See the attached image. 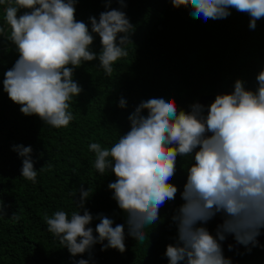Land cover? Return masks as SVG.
I'll return each instance as SVG.
<instances>
[{
    "label": "clouds",
    "instance_id": "clouds-1",
    "mask_svg": "<svg viewBox=\"0 0 264 264\" xmlns=\"http://www.w3.org/2000/svg\"><path fill=\"white\" fill-rule=\"evenodd\" d=\"M115 2L119 9L110 8L113 0H102L105 10L98 17L90 15L86 23L76 18L79 0H0L4 6L0 44L11 45L17 54L3 72L2 91L22 115L36 116L51 128L67 127L74 119L70 104L83 91L73 79L75 70L96 60L105 76H112L113 65L129 55L134 32L123 11L127 0ZM170 3L173 8H189L192 18L204 22L226 19L232 9L249 17L251 30L264 19V0ZM96 37L99 52L91 50ZM255 85L248 89L236 79L230 93L203 96L205 105L200 99L187 111L178 110L167 96L142 100L127 117L129 130L110 148L90 143L96 173L111 172L115 177L107 189L124 214V223L103 213L93 216L85 207L92 190L81 185L77 210L70 217L63 210L43 217L47 231L71 257L88 254V259H73V264H90L95 245L101 251L124 253L126 231L144 244L145 229L161 222L160 209L177 194L182 202L170 216L176 235L165 248L168 264H232L222 247L228 236L247 253L264 247L258 241L264 230V67L255 75ZM118 107H127L123 97ZM10 150L21 158L20 176L35 184L32 147L14 144ZM178 157L190 158L186 168L181 166L182 188L171 183ZM216 217L220 222L213 234L206 225ZM93 220L99 221L94 228ZM228 248L231 251L232 245Z\"/></svg>",
    "mask_w": 264,
    "mask_h": 264
},
{
    "label": "trees",
    "instance_id": "trees-1",
    "mask_svg": "<svg viewBox=\"0 0 264 264\" xmlns=\"http://www.w3.org/2000/svg\"><path fill=\"white\" fill-rule=\"evenodd\" d=\"M110 8L119 9V4L113 0ZM104 10L102 0H79L76 18L87 23L90 15L98 17ZM123 11L134 25L129 55L113 65L111 77L97 67L96 60L75 70L73 79L83 91L70 104L74 119L67 127L55 129L36 116L26 117L8 99L2 91L3 72L17 54L11 45L0 44V207L4 213L0 216V264H73V259H88V254L71 257L43 220L45 214L51 216L57 210L70 217L77 210L75 199L81 185L92 190L85 207L93 216L103 213L115 223H124V214L107 189L115 177L111 172L96 173L95 155L88 145L96 142L110 148L116 143L129 130L127 117L140 101L167 96L178 110L187 111L203 96L230 93L236 79L243 80L248 89L256 86L255 75L264 67V19L251 30L249 17L232 9L226 19L204 22L192 18L189 8H173L170 0H127ZM91 50L99 52V37ZM121 97L127 101L124 109L118 107ZM14 144L32 147L35 184L20 176L21 158L10 150ZM189 162V157L177 158L171 183L178 188L185 181L182 167ZM181 202L177 194L175 201L160 209L161 222L145 229L144 244L128 237L126 231L124 253L101 251L95 245L90 264H168L165 248L176 235L170 216ZM13 214L19 219H13ZM98 222L93 220L90 226ZM206 227L214 234V220ZM223 250L232 264H264V247L250 253Z\"/></svg>",
    "mask_w": 264,
    "mask_h": 264
},
{
    "label": "water",
    "instance_id": "water-1",
    "mask_svg": "<svg viewBox=\"0 0 264 264\" xmlns=\"http://www.w3.org/2000/svg\"><path fill=\"white\" fill-rule=\"evenodd\" d=\"M214 99V97H211V100ZM199 103L201 104H204L205 105V102H204V98H201V100L199 101ZM215 225H214V228L216 227V224L220 222V218L219 217H216L215 219ZM258 241H259V244H262L264 242V230H262V234L258 237ZM231 244L232 245V250H241V249H245L243 246L241 245H237L235 243V241L233 240V238L231 236H228L227 239L223 242L222 246L229 250L228 248V245ZM231 250V251H232Z\"/></svg>",
    "mask_w": 264,
    "mask_h": 264
}]
</instances>
